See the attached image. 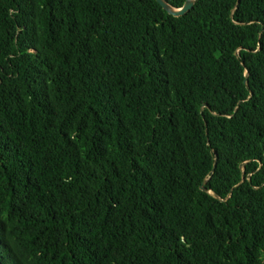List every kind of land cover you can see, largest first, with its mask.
<instances>
[{"label":"trees","instance_id":"obj_1","mask_svg":"<svg viewBox=\"0 0 264 264\" xmlns=\"http://www.w3.org/2000/svg\"><path fill=\"white\" fill-rule=\"evenodd\" d=\"M0 264H264V0H0Z\"/></svg>","mask_w":264,"mask_h":264},{"label":"water","instance_id":"obj_2","mask_svg":"<svg viewBox=\"0 0 264 264\" xmlns=\"http://www.w3.org/2000/svg\"><path fill=\"white\" fill-rule=\"evenodd\" d=\"M158 5H160L168 14L172 15V16H175V17H178V16H182L184 15L186 12H188L193 3H194V0H185L183 5L179 8H175V7H172L170 5H168V3L165 1V0H155ZM244 82H246V77L244 78ZM215 165H213L214 167ZM200 189H203L202 186H200Z\"/></svg>","mask_w":264,"mask_h":264}]
</instances>
